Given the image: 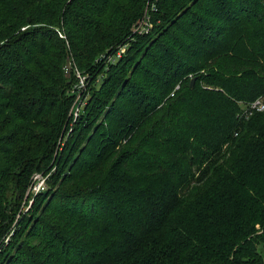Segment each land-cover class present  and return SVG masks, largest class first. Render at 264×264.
<instances>
[{"label":"trees","instance_id":"obj_1","mask_svg":"<svg viewBox=\"0 0 264 264\" xmlns=\"http://www.w3.org/2000/svg\"><path fill=\"white\" fill-rule=\"evenodd\" d=\"M145 2L0 0V241L54 169L0 264H263L264 0H160L130 40Z\"/></svg>","mask_w":264,"mask_h":264},{"label":"rangeland","instance_id":"obj_2","mask_svg":"<svg viewBox=\"0 0 264 264\" xmlns=\"http://www.w3.org/2000/svg\"><path fill=\"white\" fill-rule=\"evenodd\" d=\"M159 1L160 0H146L145 5H144L145 7H144V10H143L141 17L132 22L133 23L131 26L132 27L131 28L132 35L129 38L130 40H131V38L133 39L138 35L147 34V32H150V30L153 28L154 22L152 21V14L158 10L157 4ZM146 11H147L148 18L145 17ZM137 22H138V24L136 27V31H134L133 28ZM138 25L141 27L142 32H140L138 30ZM22 29H24V27H22ZM59 36L64 38V33L59 34ZM66 44H67V41H66ZM129 44H130V42L129 43H123V44L119 45L117 48H115V50L113 52L109 53V56L112 57V61L110 62L111 64H115V62L118 59L123 57L125 51L129 47ZM68 53L70 54V51H68ZM67 57L69 59L67 58V62H66V65L64 66V68H66L65 73L68 74L67 70H69L72 62H70L71 57H69V56H67ZM104 67H105V69H107L108 65L104 66ZM74 70H75V74H77L78 81L76 84L73 85L72 90H71V92L75 93V100L72 104L73 106L70 110V113H69L70 115H69V119L67 122L69 124V126H71V127L75 122H77V119L79 118L80 110L83 106L82 104L84 103V98L87 95V89H88L87 87H88V83H89L88 76H85V75L83 76L82 74L77 73L76 68H74ZM81 80L83 81L82 83H81ZM241 104L243 106L244 104L246 105L247 103H241ZM245 105L243 107H245ZM70 129L71 128H69V130ZM66 135H65V137H66ZM64 140H65V138L63 139V136L60 135L59 141H58L57 146H56L55 151H54V157L60 156L59 153H61V151L63 150V148H61V147L63 146ZM82 146H84V144H82ZM73 150L74 149L71 146H69V149L67 148V151L65 152V154L66 153L67 154L63 160V162H64L63 168L66 169V171L70 169V164H72V162L74 160V158L72 159L71 156L73 155V152H75L76 150L75 151H73ZM53 172H54V169H52L51 172L46 173V175H44L42 172H39V171L36 172L35 173V174H37V176H36V178H37L36 186L37 187L36 188H39V186L46 187L47 184H49L48 179ZM34 193L37 194L36 189L33 190V194L31 193L29 200L25 201L24 200L26 198L25 197L22 200L21 204L18 206V212L14 216V218H13L14 220L10 223L4 238H2L0 241V250L5 249L6 247L10 246L9 250L13 251V245H14L13 242H15V240H17V239H21L20 238L21 233L17 236H15V234H14V232L16 230H19V229H16L17 226H19V223H21L24 220L21 224V225H24L22 233H24V230L28 229V227L32 224L31 222H32V220H34L32 218V216H33L32 213H33L35 206H37L38 202H39V200L34 199V197L36 196V194L34 195ZM259 251H260V254L262 255V260H263V264H264V245L259 246Z\"/></svg>","mask_w":264,"mask_h":264},{"label":"built area","instance_id":"obj_3","mask_svg":"<svg viewBox=\"0 0 264 264\" xmlns=\"http://www.w3.org/2000/svg\"><path fill=\"white\" fill-rule=\"evenodd\" d=\"M155 8V7H154ZM146 15H145V17L146 18H148V15H147V11H146V13H145ZM137 24H138V22L134 25V28H133V30L134 31H136V27H137ZM138 30L140 31V32H142V29H141V27L138 25ZM98 61H104L105 63L106 62H111L112 61V57L111 56H109V53L107 54V55H103V54H100L99 55V58H98ZM65 71H66V68H65ZM77 73H78V71H77ZM83 81L81 80V83H82ZM81 88V87H80ZM264 109V99H261V100H255V101H253V102H251V103H249V104H247V105H245V109H244V111H243V114L244 115H246V114H249V113H251V112H261L262 110ZM36 176H37V174H34L33 175V177H32V182H31V184H30V186H28L29 188H28V191H27V194L30 192V193H32L33 194V190L34 189H36V192H37V194L39 193V191H42V190H44L46 187H44V186H39V188H36L37 186H36V184H37V178H36ZM36 193H34V195H35Z\"/></svg>","mask_w":264,"mask_h":264},{"label":"water","instance_id":"obj_4","mask_svg":"<svg viewBox=\"0 0 264 264\" xmlns=\"http://www.w3.org/2000/svg\"><path fill=\"white\" fill-rule=\"evenodd\" d=\"M194 80H195V78H192V79L190 80L189 85H190L191 87L193 86Z\"/></svg>","mask_w":264,"mask_h":264}]
</instances>
